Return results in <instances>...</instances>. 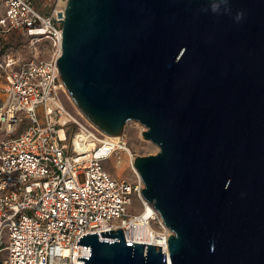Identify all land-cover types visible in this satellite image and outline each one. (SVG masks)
<instances>
[{"label": "water", "instance_id": "water-1", "mask_svg": "<svg viewBox=\"0 0 264 264\" xmlns=\"http://www.w3.org/2000/svg\"><path fill=\"white\" fill-rule=\"evenodd\" d=\"M56 13L66 94L104 136L144 126L158 152L132 166L170 231L167 254L121 229L87 233L77 260L264 264V0H66Z\"/></svg>", "mask_w": 264, "mask_h": 264}, {"label": "built area", "instance_id": "built-area-1", "mask_svg": "<svg viewBox=\"0 0 264 264\" xmlns=\"http://www.w3.org/2000/svg\"><path fill=\"white\" fill-rule=\"evenodd\" d=\"M48 1L50 11L43 14L30 0H0L2 264H83L77 257H88L89 246L77 245L79 237L96 232L100 240L112 241L99 232L117 229L127 242L160 246L167 254L170 231L141 198V180L130 183L103 166L110 161L114 170L123 142L100 134L59 99L65 89L56 67L61 52L56 12L63 14L66 0ZM8 32L26 37L27 51L6 46ZM42 42L50 49L39 59ZM132 197L140 207L137 214L127 211ZM146 208L151 213L144 222L155 239H134L131 230Z\"/></svg>", "mask_w": 264, "mask_h": 264}, {"label": "rangeland", "instance_id": "rangeland-1", "mask_svg": "<svg viewBox=\"0 0 264 264\" xmlns=\"http://www.w3.org/2000/svg\"><path fill=\"white\" fill-rule=\"evenodd\" d=\"M30 1L32 2L33 6L41 13L43 14L49 13L50 7L48 6L49 5L48 0H30ZM5 38H6L5 39L6 46H11L13 47V49H17V50L19 47V49H24L25 51H27L28 40L26 39V37L18 35V32H8ZM0 43L2 44L1 37H0ZM49 49L50 48L46 42H42L38 44L37 45L38 58L44 59L48 57ZM59 99L62 105L65 107V109H67L70 113L77 116L78 111L76 110L74 104L72 103L69 96L65 92L60 93ZM143 127L144 126H142L136 121H128L124 125L122 136H117L120 138L119 140L125 143L126 146L128 147L130 151V155L132 156V160L136 156H140V157L150 156L158 152V148L156 145L152 144L149 140L143 138L141 133L146 130L144 128V130L141 131V128ZM103 166L107 171H110L115 177L125 179L130 183H134V184L139 183L140 181V178L132 165H128V167H126V169L120 175L117 174L115 168L113 170L110 161H106L105 163H103ZM132 202H133V207L128 208L127 210L128 213H135V214L139 213L140 207L138 201L134 197H132ZM152 228L155 229L156 228L155 225L152 226ZM3 255H4V251H0V264H2Z\"/></svg>", "mask_w": 264, "mask_h": 264}, {"label": "bare ground", "instance_id": "bare-ground-1", "mask_svg": "<svg viewBox=\"0 0 264 264\" xmlns=\"http://www.w3.org/2000/svg\"><path fill=\"white\" fill-rule=\"evenodd\" d=\"M144 130V127L141 128V131ZM60 135H62V133L60 132ZM107 138H110L114 141L119 140V137H110V136H106ZM116 155L113 158V166L117 172L118 175H120L125 169L126 167H128V165H132V156L130 155V151L128 149V147L126 146L125 143H121V145L117 148V151L115 153ZM151 210L146 208L145 210L142 211V215L139 218L140 222L139 225L135 226V229L131 230L132 234L134 235V239H137V237L139 238H145V239H150L149 236L151 238H154L153 233H150V229L151 227L145 224L144 222V218L146 217V215L150 214ZM150 233V235H149ZM133 239V240H134ZM155 239V238H154ZM152 239V240H154Z\"/></svg>", "mask_w": 264, "mask_h": 264}]
</instances>
